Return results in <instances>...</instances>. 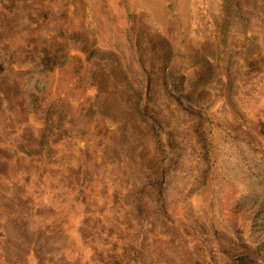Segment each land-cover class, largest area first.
<instances>
[{
	"label": "rangeland",
	"instance_id": "1",
	"mask_svg": "<svg viewBox=\"0 0 264 264\" xmlns=\"http://www.w3.org/2000/svg\"><path fill=\"white\" fill-rule=\"evenodd\" d=\"M0 264H264V0H0Z\"/></svg>",
	"mask_w": 264,
	"mask_h": 264
}]
</instances>
